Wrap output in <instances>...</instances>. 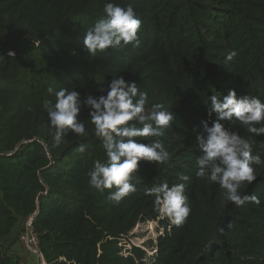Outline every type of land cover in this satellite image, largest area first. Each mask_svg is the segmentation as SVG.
Segmentation results:
<instances>
[{
  "label": "trees",
  "instance_id": "16d2710c",
  "mask_svg": "<svg viewBox=\"0 0 264 264\" xmlns=\"http://www.w3.org/2000/svg\"><path fill=\"white\" fill-rule=\"evenodd\" d=\"M106 2L0 0V264H28L10 249L29 216L48 264H264V165L254 166L257 180L241 189L259 205L236 207L219 185L195 175L202 154L196 134L202 120L211 126L215 119L207 114L209 98L234 89L264 102V0H111L133 5L141 44L93 56L84 33ZM233 50L236 57L226 61ZM117 76L147 92V108L161 103L175 117L158 138L171 159L142 161L132 180L136 192L119 203L88 184L94 161L106 160L89 109L79 115L88 136L70 133L56 144L43 107L61 88L81 99L106 94ZM225 123L264 159V135ZM181 173L190 177L191 213L177 227L159 217L145 189L179 183ZM139 222H153L159 232L149 253L123 243Z\"/></svg>",
  "mask_w": 264,
  "mask_h": 264
},
{
  "label": "clouds",
  "instance_id": "9594fccd",
  "mask_svg": "<svg viewBox=\"0 0 264 264\" xmlns=\"http://www.w3.org/2000/svg\"><path fill=\"white\" fill-rule=\"evenodd\" d=\"M102 11L104 15L84 33L83 45L89 54L96 56L109 49L140 46L137 33L142 21L131 3L122 7L109 0ZM236 55L233 50L225 59L232 61ZM209 99L207 114L210 118L214 114L215 119L211 120V126L208 120H202V132L196 134L197 147L202 154L196 160L195 175L205 184L219 185L225 199L236 207L246 203L259 205L258 196L242 194L241 189L245 183L251 185L257 180L254 166L264 165V159L259 153L253 154L249 138L230 131L225 122L236 121L248 133L264 135V102L250 95L238 97L234 89L222 98L212 95ZM147 104V92L140 91L136 82L126 81L122 76L112 79L103 95L81 99L78 91L61 88L55 92L54 102L43 101L49 125L55 130L53 140L56 144L70 133L88 136L85 122L79 115L82 107L89 109L88 117L94 125V135L102 143L106 160L94 161L87 173L88 184L101 194L108 190L107 199L112 202L119 203L136 192L132 180L142 161L160 165L171 159L158 138L165 135V129L175 119L174 114L161 103L153 104L150 109ZM137 138L151 142L142 143ZM85 151L86 146L81 144L78 152L83 155ZM178 179L180 182L171 186L164 181L145 189L146 195L154 197L153 207L159 217L177 227L182 226L191 213L185 194L190 177L181 173Z\"/></svg>",
  "mask_w": 264,
  "mask_h": 264
},
{
  "label": "rangeland",
  "instance_id": "374dc122",
  "mask_svg": "<svg viewBox=\"0 0 264 264\" xmlns=\"http://www.w3.org/2000/svg\"><path fill=\"white\" fill-rule=\"evenodd\" d=\"M23 223L18 224L16 227V231L13 232L12 238H14V244L12 245L10 250L11 252L21 257L26 263L38 264V259L35 253L32 252V250H28L23 247L21 242L17 240L18 234L24 226ZM157 234H159V232H156L153 222H139L132 228L131 234H129L127 238L123 240V243L124 241H127L129 243H132L133 245L140 246L144 250L149 252L151 251L153 240Z\"/></svg>",
  "mask_w": 264,
  "mask_h": 264
},
{
  "label": "built area",
  "instance_id": "2783aa9c",
  "mask_svg": "<svg viewBox=\"0 0 264 264\" xmlns=\"http://www.w3.org/2000/svg\"><path fill=\"white\" fill-rule=\"evenodd\" d=\"M31 222H32V218L31 216H29L24 222L23 229L18 234V240L19 242H21L23 247H25L28 250H32V252L35 253L38 259V264H48L45 258L43 257V255L39 251L38 238L35 232L33 231Z\"/></svg>",
  "mask_w": 264,
  "mask_h": 264
}]
</instances>
